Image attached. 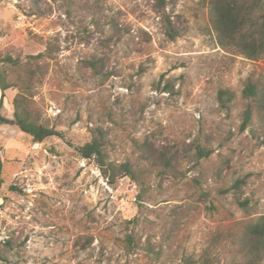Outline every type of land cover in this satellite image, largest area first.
I'll return each mask as SVG.
<instances>
[{
	"label": "rangeland",
	"instance_id": "1",
	"mask_svg": "<svg viewBox=\"0 0 264 264\" xmlns=\"http://www.w3.org/2000/svg\"><path fill=\"white\" fill-rule=\"evenodd\" d=\"M48 43L56 51L38 60L33 99L63 136L35 142L0 122V264H181L200 259L218 231L264 217V128L240 130L244 82L264 74V54L222 46L213 0H0V53L26 61ZM94 57L98 69L85 63ZM221 88L236 94L229 110ZM5 93L1 113L13 118L18 89ZM97 127L110 160L139 161V144L150 141L175 155L180 174L153 173L139 199L129 176L111 183L76 150ZM197 144L213 152L195 165ZM238 178L248 209L233 190L220 192ZM130 233L153 250L129 252ZM211 253L215 264H243L228 245Z\"/></svg>",
	"mask_w": 264,
	"mask_h": 264
},
{
	"label": "trees",
	"instance_id": "2",
	"mask_svg": "<svg viewBox=\"0 0 264 264\" xmlns=\"http://www.w3.org/2000/svg\"><path fill=\"white\" fill-rule=\"evenodd\" d=\"M214 23L217 28L220 42L229 52L243 54L255 59L264 54V0H213ZM165 33L169 39L174 40L179 35V29L170 17L164 20ZM53 43H48L45 52L29 55L24 61L11 53H0V122L2 124L16 125L23 132L29 134L35 142H42L51 136H63L62 131L43 123L41 112L36 107L33 97L37 87L42 83L44 67L39 63L42 57H52L56 51ZM101 60L87 59L86 64L98 69ZM164 90L172 89L167 82ZM18 89L14 98V115L8 118L2 115L6 90ZM242 95L246 100L242 115L240 130L244 131L260 121L264 128V74L250 75L244 82ZM218 101L225 110L230 109L236 98L233 90L221 88L217 95ZM106 130L97 127L93 130L92 138L82 145L76 146L78 153L84 158H93L109 182L114 183L118 178L129 176L140 186L138 198L143 200L150 190V178L153 173L164 176L180 174L179 160L175 155L158 150L150 141L139 144L142 156L139 161L128 159L120 164L110 160L107 152ZM264 145V133L259 139ZM211 148L201 144L196 145V152L192 156L195 165L202 158L212 154ZM246 183L245 178H238L232 185L220 189L221 193L234 191L236 202L244 209H248V200L241 198V188ZM215 238L204 251L200 259L185 257L181 264H215L211 250L217 244L230 246L232 250L242 255L243 264H260L264 259V217L256 222H248L239 227V230L230 229L218 231ZM126 249L131 252L138 248L153 250L151 245H142L133 234L125 237ZM7 244H10L7 241ZM0 258L3 259L1 253Z\"/></svg>",
	"mask_w": 264,
	"mask_h": 264
},
{
	"label": "water",
	"instance_id": "3",
	"mask_svg": "<svg viewBox=\"0 0 264 264\" xmlns=\"http://www.w3.org/2000/svg\"><path fill=\"white\" fill-rule=\"evenodd\" d=\"M0 93H1V89H0Z\"/></svg>",
	"mask_w": 264,
	"mask_h": 264
}]
</instances>
